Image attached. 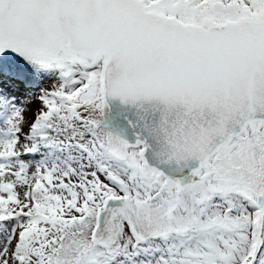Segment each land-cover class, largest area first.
<instances>
[{
    "label": "snow or ice",
    "instance_id": "obj_1",
    "mask_svg": "<svg viewBox=\"0 0 264 264\" xmlns=\"http://www.w3.org/2000/svg\"><path fill=\"white\" fill-rule=\"evenodd\" d=\"M0 264H264V0H0Z\"/></svg>",
    "mask_w": 264,
    "mask_h": 264
},
{
    "label": "water",
    "instance_id": "obj_2",
    "mask_svg": "<svg viewBox=\"0 0 264 264\" xmlns=\"http://www.w3.org/2000/svg\"><path fill=\"white\" fill-rule=\"evenodd\" d=\"M118 103H119L118 101L113 102L114 105H118ZM113 111H115V107L113 108Z\"/></svg>",
    "mask_w": 264,
    "mask_h": 264
}]
</instances>
